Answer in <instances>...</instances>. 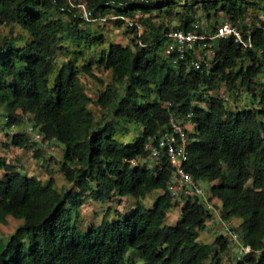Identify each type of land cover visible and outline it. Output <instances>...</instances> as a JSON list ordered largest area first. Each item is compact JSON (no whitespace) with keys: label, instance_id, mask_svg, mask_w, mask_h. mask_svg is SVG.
<instances>
[{"label":"trees","instance_id":"1","mask_svg":"<svg viewBox=\"0 0 264 264\" xmlns=\"http://www.w3.org/2000/svg\"><path fill=\"white\" fill-rule=\"evenodd\" d=\"M80 3L91 18L71 0H0V22L27 33L22 44L20 35L0 34V106L6 125L21 126L29 116L47 138L62 143L60 170L75 186L61 190L52 173L44 180L0 155V222L9 216L23 220L9 236L0 235V264H205L209 259L224 264L222 255L231 241L240 247L235 264H264V80L259 79L264 73V21L244 24L248 0ZM170 4L182 7L178 24L153 33L148 42L145 22L152 24V17H136L137 10L162 14ZM111 9L133 35L124 45L111 42L97 58L112 72V81L96 99L111 116L97 119L79 68L71 61L59 67L56 50L64 41L85 48L103 42L104 36L88 25ZM219 16L238 26L245 38L251 32L252 46L234 37L213 39L212 53L199 67L192 64V52L181 58L165 51L170 29L213 33L224 22L218 23ZM129 20L145 24L143 33ZM222 83L232 92L244 88L255 106H228ZM172 116L188 126L187 170L211 182L210 197L220 205L222 215L213 221L200 196L177 199L171 193L166 157L154 167L131 162L148 154V141L172 131ZM130 124L140 132L127 142L119 133L129 132ZM8 134L7 145L38 144L25 129ZM153 194L148 205L145 199ZM126 196H132L126 211L80 226L87 200L121 203ZM178 205L176 223H166L170 209ZM237 218L240 224L227 226L225 220ZM216 221L223 231L213 241L203 240L202 231ZM247 244L252 250L244 253L241 247Z\"/></svg>","mask_w":264,"mask_h":264},{"label":"rangeland","instance_id":"2","mask_svg":"<svg viewBox=\"0 0 264 264\" xmlns=\"http://www.w3.org/2000/svg\"><path fill=\"white\" fill-rule=\"evenodd\" d=\"M74 5L79 7L78 3L82 0H71ZM140 1V0H135ZM160 3L171 2L173 0H157ZM248 10L245 18L244 24L247 26H253L255 24H260L264 21V0H248ZM169 11L167 13H159L154 11L153 14H144L141 9L136 12V17H141L145 19L147 17H152V24L145 22L148 30L147 41L151 42L153 39V33L163 32L167 26L174 27L178 24V16L182 7L178 4H170L168 6ZM116 10L111 9L104 13L102 18L94 19L89 23V27L93 30L95 34L103 35L104 41L93 45L91 47H78L73 45L71 42H62V44L56 50V63L60 67L63 63L71 61L80 70V76L84 87L92 97V103H90V109L95 114L97 119L102 117L109 118L111 114L107 108L102 107L97 104L96 99L99 93L105 88V86L112 81V72L109 68L103 65H99L97 58L99 57L102 49H106L111 42H117L121 44H127L131 41L132 31L127 27V23L124 22L120 24L115 16ZM198 15L201 17V24L206 27V20L202 10H199ZM64 19L69 20L66 13L61 15ZM226 18L224 16L218 17V23L224 21ZM144 24L143 30L146 27ZM85 27V24H82ZM162 26V27H160ZM243 27V25L240 24ZM0 34L3 35H20L19 43L22 44L27 39V33L20 26L6 25L0 22ZM83 49V50H82ZM249 63V62H247ZM264 65V64H263ZM86 66L90 67V71H87ZM260 80H264V73L259 75ZM221 93L225 98L228 106L232 107H244L245 105L255 106L256 103L253 101V97L244 88H240L238 92H232L227 89L224 83L221 84ZM31 117L26 116L23 120L21 126L15 127V131L22 129H27V121H31ZM129 132H120L119 137L124 141H132L134 137L140 132V127L136 124H130ZM10 127L6 125V114L3 111L2 106H0V155L4 157L5 160L13 163L20 170L28 173L34 174L42 179H47L49 174H53L56 180V185L61 190H66L69 188H75L72 182L67 181L63 172L60 170V163L62 161V153L64 145L58 141H53L51 143L50 149L40 148V144L33 145L32 148H21L15 145H7V141L10 140L8 137L11 134ZM40 148V153L36 154V149ZM4 173L0 170V176ZM199 183L205 191L204 197H209L211 199V182L207 179H199ZM155 195H150L145 199V202L150 205L151 200H153ZM203 199V197H201ZM132 196H126L121 203L118 199H114L112 203L102 202L100 200L89 199L81 207V216L79 219V224L82 228H88L90 225L98 224L101 222L103 216L108 214L110 217H116L118 213L126 211L127 208L132 204ZM214 203V202H213ZM218 202L214 203L215 207L220 209ZM110 205V206H108ZM118 207V208H117ZM181 205L174 206L170 209L169 214L166 219V223L175 224L177 218L180 215ZM222 215V212H219ZM22 219L9 216L7 221L0 222V235L9 236L21 223ZM241 218L225 220L227 226H234L240 224ZM223 231L222 223L216 221L210 224L202 232V239L205 241H213L215 239L216 233ZM232 233V232H231ZM231 237V235H230ZM239 244L233 243L231 241L229 249L222 255V262L224 264H235L237 262V255L239 252ZM239 258V257H238ZM205 264H214V260L209 259Z\"/></svg>","mask_w":264,"mask_h":264},{"label":"built area","instance_id":"3","mask_svg":"<svg viewBox=\"0 0 264 264\" xmlns=\"http://www.w3.org/2000/svg\"><path fill=\"white\" fill-rule=\"evenodd\" d=\"M83 8L84 15L91 18L89 11L83 3L78 4ZM131 25L136 27V31L143 33V25L138 20H129ZM167 45L165 51L167 53L176 52L181 58H185L188 52L193 53L192 64L196 67L201 66V60L206 55L212 53L211 40L218 38L234 37V39L242 43L246 47L252 46L251 32L248 38L244 37L238 26L230 21H224L217 26L213 33L199 32L197 30H184L172 28L167 33ZM172 131L162 134L156 141H148V154L131 160L133 164L154 167L160 165L163 158L166 157L171 166V175L168 182L171 193L177 199H182L183 194H193L203 197V201L211 210L212 216L210 221H213L216 216L220 217L218 209L209 197H204L205 191L196 179L186 168V162L189 158V143L191 141L187 132L188 126L178 121L174 116L171 117ZM15 125L10 127V133L15 132ZM25 131L30 136L31 140L40 144L45 149H50L52 140L31 121H27V129ZM237 239L236 233H232ZM241 250L247 253L252 250V247L242 245Z\"/></svg>","mask_w":264,"mask_h":264}]
</instances>
